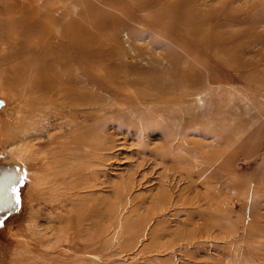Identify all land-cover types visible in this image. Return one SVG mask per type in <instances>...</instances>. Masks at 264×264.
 Segmentation results:
<instances>
[{"label": "rangeland", "instance_id": "rangeland-1", "mask_svg": "<svg viewBox=\"0 0 264 264\" xmlns=\"http://www.w3.org/2000/svg\"><path fill=\"white\" fill-rule=\"evenodd\" d=\"M70 2L120 16L114 40H124L122 55L112 60H126L129 78L175 56L181 67L172 48L200 57L202 87L141 120L116 102L105 129L93 120V132L60 124L70 118L62 109L33 112L25 124L29 98L16 93L11 66L61 41ZM151 3L0 0V196L11 209L0 212V264H264V0ZM172 12L181 25H169ZM200 93L206 113L190 119L184 110ZM150 125L157 127L145 131ZM72 133L95 139L98 171L79 173L87 186L74 189L59 181ZM72 200L81 212L70 211Z\"/></svg>", "mask_w": 264, "mask_h": 264}, {"label": "bare ground", "instance_id": "bare-ground-1", "mask_svg": "<svg viewBox=\"0 0 264 264\" xmlns=\"http://www.w3.org/2000/svg\"><path fill=\"white\" fill-rule=\"evenodd\" d=\"M146 2L149 4L148 6L153 5L151 0H146ZM186 3L181 2V7ZM85 4L77 6V2H70L68 9L63 12L65 14L62 18L63 28L59 32L63 38L59 42L56 41V46L51 51H43L39 55L37 52V55L26 57L12 64L11 75L12 81L16 85L15 91L19 96L29 98L26 106L31 113L23 121L26 122L25 124L35 120L36 115L34 116L33 112L47 113L62 109L61 114L68 115L70 118L60 124L73 123L77 125L76 129L80 128L79 134L86 130L93 132L98 127L93 120H102L100 125L105 129L106 121L112 115L110 106L117 104L116 102H120V106L129 105V112L131 109L132 113L137 117L139 116L138 118L141 120L150 115L165 114L163 109L166 104L175 100L185 102L187 100L185 97L192 95L189 93L193 88L202 87L205 66L199 59L200 57L197 58L189 53L175 52L172 48H170V54H181L179 57H183L180 61L182 62L181 67L177 63L178 56H175L176 59L171 65L162 62L150 64L148 68H140L141 73L137 78H129L133 76L124 74L126 69L120 65L125 64L126 60H112L115 56L122 55L117 46L118 41L122 43L124 40H114L117 29L116 22H120V16L117 13L112 15L110 13L111 16L107 17L100 12L92 15L89 12L90 6ZM173 13L169 17V25H181L183 21L176 15L178 12ZM191 33H194L193 30ZM95 46L98 47L95 48ZM226 59V62H229V65L235 69H241L245 65V61H238L234 57L230 59L227 57ZM101 60L104 63L99 65ZM140 60L142 61V59ZM122 77L125 79L115 81V78ZM133 86H137V90H132L131 87ZM204 97L200 93L198 98H192L191 104L186 106L184 112L190 119L200 120L206 113L207 107ZM156 103L162 104L155 107ZM148 107L150 111H147ZM144 108L145 110H143ZM76 118H82L83 122L76 121ZM186 125L189 126V123ZM155 127L157 126H147L145 131L151 132ZM30 128L32 131L28 135L32 136L35 132L34 128ZM127 129L132 130L131 127ZM25 138L27 139V136ZM65 139H67L69 146L66 148L65 154L60 152V158H63L62 162H64L61 168L67 170L68 174L59 181L66 183L70 189L78 188L81 185L87 186L88 174L98 172L93 167V150L90 147L95 139H87L75 133H72L70 137L66 136ZM59 150L61 149L59 148ZM81 153L84 159L80 164L65 162L67 159L64 156L73 159ZM83 172L87 173L85 174L87 179H75L79 173ZM73 179L75 180L71 182ZM71 193L72 195L77 194V192ZM70 204V211L72 212L78 213L83 210V206H74L73 200ZM68 219L70 218L68 217Z\"/></svg>", "mask_w": 264, "mask_h": 264}, {"label": "snow or ice", "instance_id": "snow-or-ice-1", "mask_svg": "<svg viewBox=\"0 0 264 264\" xmlns=\"http://www.w3.org/2000/svg\"><path fill=\"white\" fill-rule=\"evenodd\" d=\"M11 192H12V193H15V192H16V189H15V188H12V189H11ZM16 199H17V201H18V197H17ZM6 210L10 211L11 209H8V208L6 207V204H5V201L3 200V197L0 196V212H4V211H6Z\"/></svg>", "mask_w": 264, "mask_h": 264}]
</instances>
